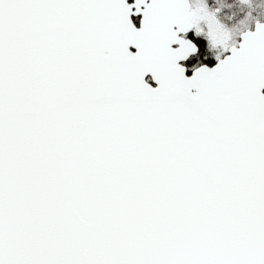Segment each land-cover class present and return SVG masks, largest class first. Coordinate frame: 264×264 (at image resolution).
Instances as JSON below:
<instances>
[{
  "label": "snow or ice",
  "instance_id": "obj_1",
  "mask_svg": "<svg viewBox=\"0 0 264 264\" xmlns=\"http://www.w3.org/2000/svg\"><path fill=\"white\" fill-rule=\"evenodd\" d=\"M0 264H264V0H0Z\"/></svg>",
  "mask_w": 264,
  "mask_h": 264
}]
</instances>
